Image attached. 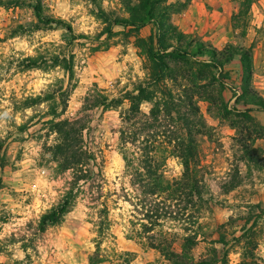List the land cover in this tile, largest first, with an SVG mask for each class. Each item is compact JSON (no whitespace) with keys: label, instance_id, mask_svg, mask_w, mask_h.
<instances>
[{"label":"rangeland","instance_id":"374dc122","mask_svg":"<svg viewBox=\"0 0 264 264\" xmlns=\"http://www.w3.org/2000/svg\"><path fill=\"white\" fill-rule=\"evenodd\" d=\"M36 1L0 0V264H173L172 255L200 264L215 259L217 264H264V170L247 161L238 145L249 139L264 155V136L247 130L232 110L243 109L235 104L241 94L239 63L225 66L221 98L213 88L208 93L213 102L196 97L205 124L197 136L201 198L189 203L183 196L176 201L169 194L149 197L152 206L164 204L165 216L146 220L134 184L138 152L131 144L122 150L119 142L120 115L129 101L82 111L92 92L124 98L149 81L136 34L120 27L113 36L102 34L99 8L127 14L118 0H40L46 15L71 25L76 39L69 41L63 29L33 28ZM251 1L241 12L243 0H192L171 22L217 50L227 44L251 49V86L264 100V0ZM153 32L148 25L138 38ZM29 57L37 58L40 68H27ZM64 59L72 74L63 68ZM174 86L166 81L149 90L159 101L166 88L176 97ZM222 104L228 114L220 111ZM152 106L143 102L140 110L147 115ZM250 115L264 127L263 112L253 109ZM172 117L173 122L162 116L167 121L157 133L166 136L174 126L180 132ZM79 118L85 127L82 146L91 158L83 167L87 181L74 186L73 169L60 170L53 156L58 138L51 122ZM161 135L152 141L154 156L164 180L172 183L180 179L182 166ZM71 191L68 212L41 231V216ZM186 237H195L194 242L187 245Z\"/></svg>","mask_w":264,"mask_h":264},{"label":"trees","instance_id":"16d2710c","mask_svg":"<svg viewBox=\"0 0 264 264\" xmlns=\"http://www.w3.org/2000/svg\"><path fill=\"white\" fill-rule=\"evenodd\" d=\"M118 1L127 17H121L114 11L105 12L99 8L98 17L104 22L102 34L108 37L113 36L115 27L134 32L137 36V46L147 59L149 81L147 85L138 86L134 93H129L124 98L110 99L99 92H92L84 98L82 111L97 107L118 108L123 104L124 99L129 101V108L120 115L119 142L122 150L127 144H131L137 150L134 184H137L139 194L143 196L142 207L146 212L144 217L146 220L158 219L165 216L164 204L160 201H154V206H152L147 198L153 196L160 198L162 195L169 194L168 196L173 201L183 196L190 203L194 202L195 199H200L202 195V185L198 178L197 136L203 134L205 124L196 97H207L208 101L213 102V97L208 95L211 93L209 88H213L221 98L224 88L222 80L227 77L224 68L226 65L237 61L241 69V94L237 97L235 104L241 105L243 109L238 110L234 107L232 110L237 113V116L244 119L245 128L255 132L258 136H264V127L255 123L250 112L256 109L264 113V100L251 86L253 75L251 49L227 44L222 49L217 50L195 39L193 35L179 32L172 24V15L187 9L192 0H181L174 3H168L169 0ZM251 4V0H243L241 12L249 9ZM32 10L37 21L33 28L37 30L63 29L69 35V41L76 39L69 23L44 13L40 0L34 3ZM148 25L154 27V32L146 39L138 38L139 32ZM64 62L63 68L72 74L71 65H66L69 63L65 59ZM25 66L27 68H40V63L37 58L29 57L26 59ZM166 81H171L175 85L178 94L175 97L169 89L166 88L167 91L161 89L163 95L157 101L155 93L149 88L158 87ZM181 81H185L187 85L182 84ZM60 98L62 112H64L66 93H62ZM37 100H41V98L32 99V102ZM143 102H153V106L147 115L140 110V105ZM220 111L222 114L223 112L229 113L225 104H222ZM173 114H175L176 123H179L180 132L174 130V126L171 131L166 132V136L157 133L156 129L162 126L161 123H165L167 120L173 122ZM162 116L168 119L164 120L165 118ZM167 126L168 128L172 127L170 123ZM51 128L58 138V143L52 151L55 160L59 163L60 170L73 169L74 186L81 181L86 182L88 172L83 167L88 164L91 157L82 146V131L85 128L82 118L52 121ZM160 135L168 138V143L172 145L173 157L177 158L182 166L180 179L172 183L164 180L161 165L154 156L156 150L152 141L158 139ZM248 141L249 139L239 140L240 150L247 161L258 169L264 170V155H261V151L253 147ZM123 160L126 162V157ZM237 185V182L230 183L226 187V192L231 191ZM1 188L2 181L0 179ZM71 193L72 191L57 207L50 209L41 216L39 221L41 231L45 230L47 225H56L61 221L68 212ZM194 238L186 237L185 243L191 245ZM168 260L172 261L173 264H200L181 260L174 255L168 256ZM222 262H225V258L222 259ZM205 264H217V260Z\"/></svg>","mask_w":264,"mask_h":264}]
</instances>
